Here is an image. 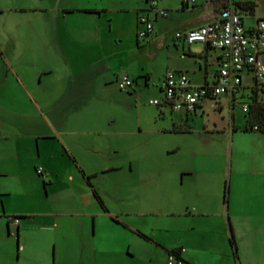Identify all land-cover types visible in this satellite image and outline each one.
Segmentation results:
<instances>
[{
    "label": "crops",
    "instance_id": "1",
    "mask_svg": "<svg viewBox=\"0 0 264 264\" xmlns=\"http://www.w3.org/2000/svg\"><path fill=\"white\" fill-rule=\"evenodd\" d=\"M255 1L156 0L151 8L149 0H0V194L16 179L18 195L28 196L24 185L33 180L45 205L29 215L37 211L24 202L37 199L20 197L4 208L6 235L47 229L52 214L55 227L68 229L73 217L76 231L75 240L68 229L54 234L53 264H131L132 243L112 246L105 231L153 243V264L172 249L186 264H264V130L232 118L194 131L190 112L148 103L161 98L168 70L185 73L192 86L214 83L222 51L176 31L225 6L251 28L264 18L254 15ZM139 14L152 23L143 39ZM122 74L132 79L125 92L117 88ZM240 76L232 100L253 84L250 72ZM123 105L131 112L120 113ZM149 148L169 158L155 160Z\"/></svg>",
    "mask_w": 264,
    "mask_h": 264
},
{
    "label": "built area",
    "instance_id": "2",
    "mask_svg": "<svg viewBox=\"0 0 264 264\" xmlns=\"http://www.w3.org/2000/svg\"><path fill=\"white\" fill-rule=\"evenodd\" d=\"M151 8L156 0H149ZM158 16L167 15V10L154 8ZM138 28L136 38L143 39L152 31V23L144 14L137 16ZM175 38H182L187 43L202 42L212 48L220 49L218 69L214 83L211 85L192 86L186 74L168 70L164 73L161 83L160 99H149L152 105H166L175 111L192 112L202 99H214L223 94H230L237 89L241 82L240 73L248 71L252 75L253 84L258 93L264 94V65L261 56L264 54V18L257 19L251 28H245L239 13L231 6L219 10L212 20L184 31H176ZM120 90H129L132 79L122 74L117 79ZM244 111L248 103L242 102ZM252 129H257L256 125ZM37 174L42 169H36ZM15 224L18 218L10 217ZM165 264H186L179 255V251H169Z\"/></svg>",
    "mask_w": 264,
    "mask_h": 264
},
{
    "label": "rangeland",
    "instance_id": "3",
    "mask_svg": "<svg viewBox=\"0 0 264 264\" xmlns=\"http://www.w3.org/2000/svg\"><path fill=\"white\" fill-rule=\"evenodd\" d=\"M165 1V0H164ZM169 2H173L174 0H166ZM255 1V0H254ZM197 3L198 0H195ZM256 6L254 9V15H261L264 14V0H257L255 1ZM169 11V10H168ZM170 13V11H169ZM262 19V18H259ZM173 30L168 29L164 26L163 32L165 34H171ZM262 64L264 65V55L261 57ZM250 78H245L243 76L242 83L249 84ZM118 88V86H117ZM119 89V88H118ZM120 90V89H119ZM123 91V90H122ZM125 92V91H124ZM251 90L250 87H242L240 90L234 93V99H231V95L223 94L217 99H203L201 100L202 104L201 107L196 109L195 112H190L187 115L188 123H190L191 129L194 131L200 130L203 125L207 127H212L213 125L221 126L224 125L225 127L229 125L231 119L237 122L238 124H244L246 120V111H244L241 107V103L244 101H248ZM156 107L155 105H152ZM117 111L118 108H117ZM131 112V109L128 105H123L120 109V113L128 114ZM184 115V113H183ZM149 154L155 157V160H164L168 157V155L161 154L160 151L154 150L149 148ZM186 153H180L179 156H184ZM178 156V155H177ZM169 158V157H168ZM167 158V159H168ZM4 177L0 176L2 180ZM13 183L9 184L8 189L10 190V194H0V264H53L54 261L51 258V251L53 247V237L54 234L58 232V234L62 231L68 229L67 225L63 226H54L56 223V219L53 215H48L46 217L44 224L48 225L51 223L49 228H38L35 232H28L23 234L19 238L16 237L15 230H11L8 235H6V224L5 219L6 212H4V208H9L13 210L16 207L15 204H20L19 198H34L37 199L36 202L31 200H26L24 202L25 209L29 211H37V212H26L29 215H35L41 209L43 205V200L38 201L44 195L43 186L38 183L35 186L33 180H29L27 186L24 187L27 190L28 196L18 195L19 187H23V184L16 183V179H11ZM22 189V188H21ZM44 198V197H43ZM8 213V212H7ZM12 213V212H10ZM4 215V216H3ZM11 215V214H10ZM68 220H71V228L68 229L69 235L68 238L70 240H75L74 235L76 236L75 228L73 229L74 225V218L69 217ZM53 224V226H52ZM69 224V223H68ZM40 226V223L37 224V227ZM73 231V233H72ZM107 234L108 242L111 243L112 246H116L117 242H122L124 240L129 241L132 243L131 252L133 253V258H130L131 264H153L152 256L155 252H158L157 247L150 243L149 241H145L140 239L139 237L131 238L129 235L126 234H117L111 231H105ZM30 234V235H29ZM57 239V238H56ZM25 242V247L21 250L20 244ZM151 255V258H150ZM166 255L163 258V263L165 264ZM57 264V263H55Z\"/></svg>",
    "mask_w": 264,
    "mask_h": 264
},
{
    "label": "trees",
    "instance_id": "4",
    "mask_svg": "<svg viewBox=\"0 0 264 264\" xmlns=\"http://www.w3.org/2000/svg\"><path fill=\"white\" fill-rule=\"evenodd\" d=\"M237 7L251 12L253 10V3L247 2V3H236ZM250 94L248 95V108L246 110V120L244 129L250 130L252 129L253 125L257 126L258 130H264V94L258 93L257 89L254 86L250 87ZM98 203L100 206L104 209V205L101 201V199L94 193ZM18 218L17 216H11ZM230 244L234 246L233 239L230 238ZM170 251H175V249H172ZM177 251V250H176ZM169 252V251H168Z\"/></svg>",
    "mask_w": 264,
    "mask_h": 264
}]
</instances>
